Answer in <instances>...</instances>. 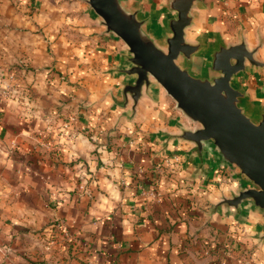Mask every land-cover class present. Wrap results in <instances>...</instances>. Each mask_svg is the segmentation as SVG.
Listing matches in <instances>:
<instances>
[{
    "label": "crops",
    "instance_id": "1",
    "mask_svg": "<svg viewBox=\"0 0 264 264\" xmlns=\"http://www.w3.org/2000/svg\"><path fill=\"white\" fill-rule=\"evenodd\" d=\"M166 1L127 0L160 44L172 16ZM58 2L0 0V30L17 50L11 55L28 57L40 72L30 84L8 81L5 101L0 91V152L8 153L0 159V262L19 264L21 251L42 264H264V214L248 203L238 213L213 211L247 185L245 177L209 145L199 155L177 137L198 125L158 83L133 111L122 94L133 79L123 73L126 45L85 0L72 2L84 13L64 12ZM192 14L186 38L205 45L194 73L205 74L206 53L219 42L244 39L264 60V0H202ZM48 22L86 25L82 38L48 36ZM232 84L259 119L264 68L247 65Z\"/></svg>",
    "mask_w": 264,
    "mask_h": 264
},
{
    "label": "water",
    "instance_id": "2",
    "mask_svg": "<svg viewBox=\"0 0 264 264\" xmlns=\"http://www.w3.org/2000/svg\"><path fill=\"white\" fill-rule=\"evenodd\" d=\"M200 1H166L165 9L172 16L165 22L169 35L160 44L146 30L139 10L127 0H86L105 31L126 45L129 66L123 73L133 79L123 84L122 94L131 99L133 111L150 86L158 83L198 125L182 129L177 137L192 142L199 155L209 145L225 165L245 177L247 185L222 196L213 211L224 206L238 213L248 203L264 214V110L259 119L249 115L245 92L232 84L233 77L247 65L264 68V60L244 39L228 45L219 42L206 53L205 74L194 73L192 68L202 65L205 45L188 41L186 30L194 22L192 11Z\"/></svg>",
    "mask_w": 264,
    "mask_h": 264
},
{
    "label": "rangeland",
    "instance_id": "3",
    "mask_svg": "<svg viewBox=\"0 0 264 264\" xmlns=\"http://www.w3.org/2000/svg\"><path fill=\"white\" fill-rule=\"evenodd\" d=\"M74 0H59V4L62 5V9L65 12V10H68L69 12H71L73 9H75L76 13H84L83 11H79L78 9H80L79 7L75 6L73 7V2ZM86 1V0H85ZM89 6V5H88ZM55 12L57 11L54 10ZM84 25H86L85 23H81V22H63V23H52V22H48L45 24H42V33H44V35L46 33H48V36H50V34L52 33H59V34H64L66 36H70V37H75V38H82L83 32L80 31L79 29L81 27H84ZM2 29V28H0ZM7 34L10 33H6L5 31H1L0 30V91H2V95L4 97L3 100L5 101L7 98V91H8V81L12 80V79H16V80H23L26 81V84H30L29 80H32V75L36 76V74L40 73L38 72L39 70L37 68H34L33 66H31V62L28 61V57L27 60H23L24 57L23 55H19V54H14L16 59H14V57L11 55L12 53L10 52H16L17 50H13L12 48V43L11 40L8 39ZM11 38L13 39L12 35L10 34ZM45 36V37H48ZM15 39V37H14ZM47 39V38H46ZM43 42V40H42ZM53 41H51V39H48V52H52V48H51V44ZM32 44H35L33 42H31ZM38 44V43H36ZM35 44V46H37ZM64 49H62V46L60 47V51H62ZM10 53V54H9ZM17 53V52H16ZM26 58V57H25ZM39 69H41V67H38ZM54 73V76H56L58 73H60L59 70H57L55 67L51 70V73ZM38 78V77H35ZM62 80L64 81H68V79L63 75ZM38 93H41V91H37ZM0 93V95H1ZM1 95V96H2ZM2 98H0V105L2 107L3 104H6V102H4L2 100ZM23 105V104H22ZM27 106V111H30V109L32 110V112L34 111H39L40 107L36 108L35 106H33L32 108H29L27 103H24V106ZM42 105V104H41ZM29 109V110H28ZM3 114V113H2ZM53 126V125H52ZM37 134L35 136L34 142L37 145H40V147L42 146V131H36ZM47 137L51 138V136L47 135ZM41 138V139H39ZM7 152L3 153L0 152V159L1 158H6L7 157ZM19 255H21V259L18 261L19 264H37V263H41L44 262V260H39V259H33L30 257H27L26 254H23L21 251L17 252ZM2 255L4 257V255H6V252H2ZM50 260H54V259H50ZM64 260V259H62ZM56 260H54L55 262ZM56 262H59L56 261ZM2 262H0L1 264ZM3 264V263H2ZM4 264H9L7 262H4ZM61 264V263H59ZM64 264H66V261L64 260Z\"/></svg>",
    "mask_w": 264,
    "mask_h": 264
},
{
    "label": "built area",
    "instance_id": "4",
    "mask_svg": "<svg viewBox=\"0 0 264 264\" xmlns=\"http://www.w3.org/2000/svg\"><path fill=\"white\" fill-rule=\"evenodd\" d=\"M63 233H64V236H67L68 235V232L65 230H63Z\"/></svg>",
    "mask_w": 264,
    "mask_h": 264
}]
</instances>
